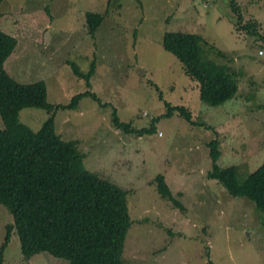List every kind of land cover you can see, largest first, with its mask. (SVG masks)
Masks as SVG:
<instances>
[{
	"label": "rangeland",
	"instance_id": "374dc122",
	"mask_svg": "<svg viewBox=\"0 0 264 264\" xmlns=\"http://www.w3.org/2000/svg\"><path fill=\"white\" fill-rule=\"evenodd\" d=\"M89 11L102 15L95 35L88 31ZM0 25L18 39L6 70L22 83L43 81L53 107L23 108L20 120L37 131L53 112L55 132L77 141L86 168L127 191L132 223L126 264H209V258L214 264H264V213L208 178V143L215 138L218 165L237 166L240 180L264 161V0H6ZM164 31L202 35L208 55L239 74L235 96L218 106L202 102L197 82L163 49ZM68 61L85 74L95 62L96 73L77 77ZM86 91L105 105L85 96L76 109H60ZM163 102L188 107L202 124L175 112L164 116ZM114 110L135 130L158 118L154 132L140 136L116 128ZM159 173L185 211L160 198ZM12 220L0 205V248ZM4 259L68 264L46 252L26 259L16 232Z\"/></svg>",
	"mask_w": 264,
	"mask_h": 264
},
{
	"label": "trees",
	"instance_id": "16d2710c",
	"mask_svg": "<svg viewBox=\"0 0 264 264\" xmlns=\"http://www.w3.org/2000/svg\"><path fill=\"white\" fill-rule=\"evenodd\" d=\"M5 1L0 0V5ZM101 21L99 12H87L90 34L95 35ZM17 43L16 36L0 25V116L4 123L0 129V205L13 217L12 223L6 224L0 264H4V253L14 232L19 235L26 259L46 252L67 260L68 264H126L122 254L132 223L127 191L86 168V155L78 150L77 141L63 140L55 132L53 112L37 131L20 120L23 108L51 112L53 107L47 101L43 81L22 83L6 70L5 63ZM207 45L209 42L198 33L164 31L162 36L163 49L181 63L184 74L197 82L201 101L218 106L237 93L239 74L229 65L212 59ZM67 63L77 77L89 80L96 73L95 62L87 74L74 62ZM85 96L98 100L101 107L105 105L95 93L86 91L72 96L60 109H76ZM163 104L164 116L175 112L188 123L202 124L193 120L188 107ZM112 118L116 128L140 136L153 133L158 119H152L147 128L135 130L130 128V122H122L115 110ZM208 146L212 160L208 178L222 185L229 196L247 199L258 212L264 213V161L240 180L237 166L218 165L222 156L219 140H211ZM155 187L162 200L185 211L184 205L170 193L163 173L155 177ZM208 263L214 264L210 258Z\"/></svg>",
	"mask_w": 264,
	"mask_h": 264
}]
</instances>
